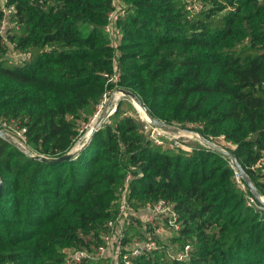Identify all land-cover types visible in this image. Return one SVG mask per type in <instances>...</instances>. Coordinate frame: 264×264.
Returning <instances> with one entry per match:
<instances>
[{
  "label": "trees",
  "instance_id": "16d2710c",
  "mask_svg": "<svg viewBox=\"0 0 264 264\" xmlns=\"http://www.w3.org/2000/svg\"><path fill=\"white\" fill-rule=\"evenodd\" d=\"M189 2L9 0L0 121L25 127L29 151L0 135V264H66L69 248L97 244L128 174L133 206L171 202L183 224L173 241L191 246L186 260L163 243L132 264H264V204L229 156L154 143L121 99L73 157L32 156L72 150L104 93L121 87L167 124L224 136L264 197V0H199L196 11ZM114 11L117 43L106 30Z\"/></svg>",
  "mask_w": 264,
  "mask_h": 264
},
{
  "label": "built area",
  "instance_id": "2783aa9c",
  "mask_svg": "<svg viewBox=\"0 0 264 264\" xmlns=\"http://www.w3.org/2000/svg\"><path fill=\"white\" fill-rule=\"evenodd\" d=\"M191 1L192 0H190V2ZM193 1H197L199 5H192L189 2L187 6L189 9L196 11L202 8V4L199 0ZM113 3L117 5V0H113ZM118 8L119 7H117L116 10H118ZM15 9V5L9 3V0H0V11L2 13V18L0 20V34L3 36V43L12 49L14 48V42L10 41L6 31L8 25L11 24V17L15 13ZM115 13L116 11L109 15V23L106 25V30L113 36L112 43H115L114 38L117 36L113 25V20L116 16ZM14 53H18V51H14ZM20 55L29 57L30 53H19V56ZM106 76H108V82H115L120 79V74L117 71H114L109 75L106 74ZM117 88L108 89L104 93L102 101L98 104V110L92 117L91 121L81 127L80 139H86L91 133L97 130L100 124L96 121L97 114L108 104L107 99L111 90H113L115 94L119 93ZM116 98L119 100V97L116 96L114 97V100H116ZM117 102L113 103L109 114L114 112L118 105ZM139 118L143 122L142 131L154 143L173 147L172 143H168V140L171 138L165 127L154 124L145 113L139 114ZM0 127L11 133V135L17 137L18 139L15 140V142L20 147L29 150L24 134L25 127H20L16 124L8 123L7 121H0ZM84 129L87 130L82 135ZM217 139L223 143L221 147L224 149H226V146H234L231 142L225 141L224 136H219ZM209 140L211 141V139ZM236 176L239 179L240 173L237 169ZM131 178L132 175L128 174L124 179V185L120 188L121 194L117 212L113 217L108 219L105 229L100 233V241L91 248L73 249L72 252H68L66 256V264H79L86 260L98 258L109 259L108 256L116 258L115 260H117V264H132V261L135 258L164 247L163 243L160 242L159 237L166 228L175 231L177 235L180 234L183 226L182 221L179 218L178 212L168 200L160 198L153 203H148L138 208L133 206L130 200ZM140 215H143L145 218L144 223L141 225H139ZM131 226H136L139 232L128 240L127 238ZM165 249L171 257L186 260L189 258L191 246L186 244L184 249L177 252L169 247V245H166Z\"/></svg>",
  "mask_w": 264,
  "mask_h": 264
},
{
  "label": "rangeland",
  "instance_id": "374dc122",
  "mask_svg": "<svg viewBox=\"0 0 264 264\" xmlns=\"http://www.w3.org/2000/svg\"><path fill=\"white\" fill-rule=\"evenodd\" d=\"M192 5H199L197 1H191L190 2ZM119 8L118 10L122 7L121 3L119 2ZM117 10V11H118ZM116 11V13H117ZM115 13V15H116ZM115 39V43H117L119 41V37L116 36ZM14 57L18 58L19 54L18 53H13L12 54ZM119 97L123 102L124 105L127 106V108H129V113H133L138 115L144 113V111L138 106V104L129 96L123 95L122 93H117L115 94L113 90H111V93L108 95V99H107V105L97 114V120L100 124L98 126L102 127L103 125H105L108 121H110V114L109 111L113 106V103L117 102V98L116 100H114V97ZM112 104V105H111ZM91 121V120H90ZM85 126V125H83ZM82 126V127H83ZM97 128V129H98ZM170 135V140H168V143H172L173 144V148H182L185 149L187 151H194L196 149H202V148H207V147H211L206 141L203 140V137L201 136L200 133H198L197 131H195L191 126H186L183 127L179 124H167V126L165 127ZM87 129H84L82 131V135L86 132ZM11 134V133H9ZM14 140H17L18 138L15 137L14 135H12ZM85 139H78V141L76 142V144L74 145V147L72 148V150H70V152H75L77 151V149H79L83 143H85ZM211 141H214L217 145L221 146L223 145V143L218 140V139H211ZM226 150L230 151L231 150V146H226L225 147ZM232 151V150H231ZM223 152V151H222ZM224 153V152H223ZM230 161L232 162L231 157L229 156ZM233 164V162H232ZM234 166V164H233ZM235 167V166H234ZM236 168V167H235ZM239 172V171H238ZM241 176H239V181L241 182L242 180L240 179ZM243 179V178H242ZM245 186V185H244ZM261 199L264 201V197L260 196ZM144 217L143 215H140V219H139V225L144 223ZM177 236V233L175 231H172L169 228H166L162 234H160V242L169 245V247H171L175 252L179 251V245L174 243L173 238ZM73 248H69L67 250L68 252H72ZM109 259L107 260V264H117L115 260L116 258H114L113 256H108Z\"/></svg>",
  "mask_w": 264,
  "mask_h": 264
},
{
  "label": "water",
  "instance_id": "95a60500",
  "mask_svg": "<svg viewBox=\"0 0 264 264\" xmlns=\"http://www.w3.org/2000/svg\"><path fill=\"white\" fill-rule=\"evenodd\" d=\"M117 91L120 92V93H122L123 95L129 96L130 98H132L142 108V110L144 111V113L148 116V118L154 124H157V125L162 126V127H166L167 126V123L166 122H164L163 120L157 118L150 111V109L140 100V98L136 95L135 92H133V91H131L129 89L121 88V87H118L117 88ZM119 100H120V98H119ZM119 100H118L117 104L119 103ZM92 134L93 133H91L85 140L86 141L89 140V138L92 136ZM0 135L15 142V140L12 137V135L9 134V132H7L5 129H3L1 127H0ZM203 140L206 141L212 148H215V149H218L220 151H223L225 154H227L228 156L231 157L234 166L239 171L240 176L244 179L245 185L248 186L255 193L256 197L259 200V202L261 204H264V201L261 199L260 196H258V193L256 191L255 185L250 180L248 174L246 173V171L244 170V168L242 167V165L240 164V162L236 158L235 154L231 150L228 151V150L222 148L221 146L217 145L215 142L210 141L207 138H204L203 137ZM86 141H85V143H86ZM85 143H83V145L80 148H82ZM79 149H77V151H75V152H70L69 151V152H67V153H65V154H63L62 156H59V157H47V156H44L42 154H32V156H34L35 158H38L40 160H43L45 162H52V163H54V162L66 160L68 158L73 157L78 152ZM27 151H29V150H27ZM1 191H2V181L0 180V194H1Z\"/></svg>",
  "mask_w": 264,
  "mask_h": 264
},
{
  "label": "bare ground",
  "instance_id": "6f19581e",
  "mask_svg": "<svg viewBox=\"0 0 264 264\" xmlns=\"http://www.w3.org/2000/svg\"><path fill=\"white\" fill-rule=\"evenodd\" d=\"M139 106V105H138ZM140 107V106H139ZM141 108V107H140ZM142 109V108H141Z\"/></svg>",
  "mask_w": 264,
  "mask_h": 264
}]
</instances>
